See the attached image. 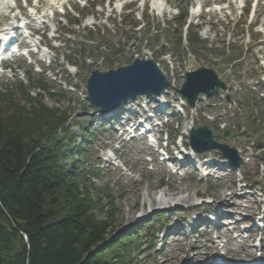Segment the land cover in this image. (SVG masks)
<instances>
[{"label":"rangeland","instance_id":"obj_1","mask_svg":"<svg viewBox=\"0 0 264 264\" xmlns=\"http://www.w3.org/2000/svg\"><path fill=\"white\" fill-rule=\"evenodd\" d=\"M13 1L15 0H0V21L2 19V13L12 7ZM47 1L59 5L66 0ZM105 1L106 4H108L109 0ZM145 1L147 0H144V2ZM160 1L165 3V0ZM173 1L176 2V5H180L183 8L187 5L193 4L194 6L197 3H206L204 0ZM263 4L264 2L258 5V12L261 13V18L263 17L264 11V8H262ZM40 5H43V13L39 10L36 11ZM47 5L46 2L41 1L35 6V8L31 9L29 15H26V13L21 11L16 17L20 16L19 19L22 22V28H16L13 24H9L8 26L9 30L6 31L8 32V36L13 35L15 37L13 42L22 46L25 51H23V53L22 51H19V53L15 55L11 52L12 49L9 51L8 49L2 50L5 45L4 41H0V53H2L3 56L10 58L8 62L9 65L17 68L18 71H21V74L19 75L20 78L24 75L22 70L29 66H33L35 71L47 69L46 74L51 90L59 91L63 88L67 91V97L61 102H58L45 96L43 98L44 102L49 106H58L62 110H67L72 115L70 126L74 133H79L78 126L87 127L94 131L95 139L88 142L87 156L84 159L82 167L85 171L90 168L100 169L98 176L91 174L88 176L89 182L94 183L95 186L105 188L104 190L109 191L114 197V203L117 207V211L113 216V220H115L116 223V230L110 235V240L117 236H125L126 234H133V236L136 237H145L143 232L146 225L153 224L157 213L164 212L166 214V220L155 224V229H158L161 226L164 232L162 234H153V230H151L143 243H140L139 246H137V243H134L131 246L128 260L126 259L125 262L127 261L128 264H178V261L183 259V263L186 264V259L192 261L193 255L190 250L193 246V241H199L203 244L207 243L212 247L216 245L221 251H224L228 239L223 238L219 241H211L208 238V240H205L207 235L203 231V226L200 224L202 220L205 222L209 220L206 216L202 215V211L209 207L201 205L200 202L205 203L208 199L216 200L217 195L226 191V188L229 185L233 186L234 184L236 187L238 194L234 201L241 205V212L234 216L236 218L235 221H240L239 219L241 218H247L250 214L249 211L254 210L259 213L256 215V220L264 226V218L260 219L264 214V162L260 159L261 155L259 152L251 147V143L249 144L247 142L246 137L239 135L236 138L231 137L226 140L230 144L239 147L242 151L243 157H245V162L239 168V172L235 169L226 167L225 159L222 157V154L216 150L212 151L213 159L211 164L222 169V175L214 173L211 169H206L208 165H206L203 170L200 169L197 171L195 167L200 168V164L194 159L195 157L190 156L188 159L191 158L192 167H185V165H182V169L177 166L176 168L168 167L162 159L165 156L160 155L158 151L149 147L150 142L153 141H149L147 136L139 133L137 137H134V133L132 132L121 135L122 130H120V127L125 125V123L127 124L128 121L126 117L132 116V110L136 108L142 112L143 107L154 110L153 107H151L154 105L152 102V96L137 97L134 101L127 103L119 112L105 119L102 116H97L94 107L89 105L86 100V70L85 73L78 76L75 74L74 67L67 63L62 54L53 59V51L48 47H45L46 44H44V39L38 35H34L33 30L31 29L33 23L40 24L47 21L46 13L48 9H45L47 8ZM82 5H84L83 2L81 6ZM220 6L221 7L218 8L219 10L212 9L208 13L202 12V16L205 17V21L208 23V26H206L202 32L204 36H214V33L216 32L220 34H231L232 31L240 33L239 26H234L229 23L233 20H228L227 23L223 22L221 24L222 21L216 19V17L227 13L229 10L233 12L236 7L239 8L240 1L224 0L220 3ZM210 7L215 8L213 5H210ZM196 13L199 14L200 10ZM195 19H198V16L195 15ZM48 23L50 24V31L46 37L47 40L50 41L52 40V37L55 36V28L52 25V21H49ZM2 25L4 24L1 21V28ZM13 26L16 31L11 29ZM260 28L264 33L263 18L260 20ZM1 33L3 32H0V35ZM176 36L179 37L178 34H176ZM262 36H264V34H262ZM114 37L117 38L116 36ZM137 37L138 34H128V39L136 40ZM110 38H113V35L110 36ZM119 40L123 42V38L119 37ZM218 40L221 41V38L218 37ZM145 41V39H143L142 42L137 41V46H143L147 43ZM157 48L158 47L156 46L155 49ZM179 49L181 51L183 50L182 48ZM124 50L125 53H120L121 58L118 59L121 61L115 63L111 68H117L133 61V49L129 50V47H127L126 49L124 48ZM214 51L215 50L213 49L209 51L210 58H207L202 54L201 58L197 56L191 58L190 61L179 60L180 58L177 53V56L174 57V59L168 55L162 61L158 62L173 85V88L169 89L168 93L161 98V100H165L166 103L160 109L161 117H159L161 120L166 118L170 120L168 124L171 127L170 130H168L169 138H171L172 134H175L176 130L177 133L182 134V131L185 130L186 124L189 122H193L195 125L206 123L210 127H212V125L214 126L216 123L219 126L228 127L230 125L231 115L228 113L230 110L235 109L236 106L234 104L231 106L228 105L224 99L223 93L211 99L201 100L198 103L199 107L196 113L195 111L191 113L190 108L187 107L184 114H182L176 111L175 108V104L181 101L175 89L181 86L184 74L187 70L196 69L195 62L199 61L200 63L206 62V64H214L212 56H216L214 58L221 59L223 62H227L234 57L233 54L229 55L224 61L218 55V51L216 53ZM147 55L151 56L150 54ZM256 55H258V53L255 49L254 51H251L248 55L249 57L247 61L244 63V67H250L253 69V66L256 64L254 59L256 58ZM258 65H256L255 71ZM257 73L258 72L256 71V74ZM0 74H3V78L0 80L1 84L14 83V79H10L12 78L11 69H2ZM9 79L10 81H8ZM23 80L27 83L25 77H23ZM262 86L263 85L261 84L258 88H261ZM262 91L263 90L261 89L257 93L259 97L263 94ZM43 93L44 92H42V94ZM155 103V106L160 105V102ZM209 104L212 106H209ZM103 123L105 126L100 129L99 126ZM153 126L159 128V125ZM220 133V131H216L215 136L218 140L223 141L224 139ZM164 139V134H162L160 139L155 135V142L153 143L157 144V142H159L160 146L164 147L165 144L162 143ZM121 145L122 147L119 148ZM170 149H172V147H170ZM148 151L152 152L151 156L146 154ZM112 152L117 154V159H114V154ZM153 157L154 161L151 163L150 160ZM165 169L166 171H164ZM202 171L203 173L209 172L211 178L202 175ZM173 174L177 177V179H174V183L179 187L174 190V192L179 193L176 196L170 195L171 190L174 189L172 188L173 184L170 183V177H173ZM242 176L246 178L245 180L251 184L252 187H244L245 189L242 188L243 183L240 182ZM169 186L172 189L169 188ZM187 197L190 198L189 202L176 203L181 201V198ZM170 198L173 200L168 201ZM165 199L167 200V207L163 208L162 206L157 205L160 203L158 201ZM234 201H231L230 204L234 203ZM171 205H177L178 207L172 210ZM109 206V198L104 196L102 201L103 210H108ZM193 208L198 213L194 216L192 215L194 213ZM219 211L220 210L218 209L217 212H215V216L219 215ZM95 212L99 218L105 217V214H102L100 209H95ZM231 214L233 213H230V215ZM139 215H143L146 218L143 221L138 220L137 217H139ZM186 217L187 219H185ZM220 219H222V221L224 219L225 222L231 221L229 216L221 217ZM145 221H147L146 225L143 228H140L144 225ZM175 222L177 223L174 224ZM197 226H199V231H196ZM232 228L233 227H229V235L231 236L229 238V242L231 243L230 247H233L232 249L235 250V252H238L237 254H239V256H242L247 250L245 249L247 246L242 243V241L247 238V233H243V237L239 238L237 232L231 231ZM242 228L243 226L241 224L237 225V230L239 229L245 232ZM201 231L203 233H201ZM202 234L205 236H201ZM165 235H167V237L162 241V238ZM216 235V231L214 230L212 238L215 239ZM203 240L205 241L202 242ZM158 242L159 244H156ZM260 242L264 248V231L257 232L255 240L251 241L252 248L258 253L261 248L254 246V244H259ZM161 248L164 250L160 251ZM165 258H170V261L162 263ZM211 259L212 258L209 260ZM216 261H221V259H216Z\"/></svg>","mask_w":264,"mask_h":264},{"label":"trees","instance_id":"obj_2","mask_svg":"<svg viewBox=\"0 0 264 264\" xmlns=\"http://www.w3.org/2000/svg\"><path fill=\"white\" fill-rule=\"evenodd\" d=\"M35 81L51 98H66L43 77ZM69 120L68 111L49 107L23 84L0 89V264H128L136 239L108 241L116 230L114 197L88 182L81 167L92 135L81 127L76 141Z\"/></svg>","mask_w":264,"mask_h":264},{"label":"water","instance_id":"obj_3","mask_svg":"<svg viewBox=\"0 0 264 264\" xmlns=\"http://www.w3.org/2000/svg\"><path fill=\"white\" fill-rule=\"evenodd\" d=\"M201 76V82L205 90L211 92L216 90L214 84L218 83L217 77L212 69L201 68L196 72H187L186 81L180 93L187 96L191 105L197 98L198 90L195 89L192 79ZM209 77L212 84L208 85L204 77ZM169 85L160 68L152 60L141 61L137 59L131 66L121 67L107 72L93 71L87 81L89 92L88 99L92 104L100 106V111L107 112L120 105L123 101L133 98L137 94L154 93L159 95ZM221 84H217L219 87ZM213 129L200 126L192 131V144L198 151L205 152L212 147H217L236 164L241 162L236 147L226 143H218L213 139ZM229 135L226 131L225 137Z\"/></svg>","mask_w":264,"mask_h":264},{"label":"bare ground","instance_id":"obj_4","mask_svg":"<svg viewBox=\"0 0 264 264\" xmlns=\"http://www.w3.org/2000/svg\"><path fill=\"white\" fill-rule=\"evenodd\" d=\"M161 96L159 97H155V99H158L160 98ZM192 123H188V125L185 127V132H187L190 127H191ZM192 154L194 153L193 151H191ZM189 170V169H188ZM166 171V169L164 170ZM194 173V171H193ZM172 177V176H171ZM172 181H171V184H173L172 188H174L173 190H171V193L170 195L172 196H176L177 194H179L178 192H174V190H176L177 188H179L178 186L175 185L174 183V179H177V177L173 176L172 177ZM169 188H171L169 186ZM171 188V189H172ZM174 192V193H173ZM237 198V189L236 187L234 186H227L226 188V191L224 192H221L217 195V200L215 201V205L213 207H211V209H217V205L220 204L222 207H226V206H229L231 201H234L235 199ZM155 200V199H154ZM173 200L172 198L168 199V201H171ZM181 201L179 202H176V203H180V202H189L190 201V198H181L180 199ZM155 202V201H154ZM160 203H158L157 205L158 206H162V207H165L166 206V202L167 200H161V201H158ZM236 202V201H234ZM173 204V203H171ZM170 205V204H169ZM236 207V206H235ZM238 209V208H237ZM220 217H223L222 216V213H220ZM231 221H228V222H225L224 219L222 221V223L224 224L223 227H221L222 230H217V238L218 240H222L223 237L227 238L229 240V227L230 226H235L234 228H236L238 224V222H233L235 220V217L234 216H229ZM251 217L250 216L248 219H245L243 218L240 223H243V224H250L251 223ZM207 223V228L205 229L206 230V235H210V233L212 232L213 230V225L212 223H209V222H206ZM253 228H256V225L255 224H251L249 225V227H247L245 229V231H247L248 233V236L246 239H244L242 241V243H244L247 247L245 249H247L245 251V253L242 254V256H247V255H253V251L254 249L252 248L251 246V241L253 240V238H255L254 236H256V230H253ZM238 232V237L239 238H242V232L240 230L237 231ZM206 240V239H205ZM205 240H203L202 242H204ZM230 242L226 245L227 246V251L226 253H223L217 246H209L207 243H201L199 241H193V249H191V253L193 254V258L195 259V262L191 263V264H219L214 260H209L210 257H213L215 258L216 256H220V257H227V254H230L232 256H239V254H237L238 252H235V250H233L231 247H230ZM208 256V257H207ZM241 255L239 257H242ZM186 264H190L188 263V261L186 260L185 261ZM178 264H185L183 263V259H181V261H178Z\"/></svg>","mask_w":264,"mask_h":264}]
</instances>
